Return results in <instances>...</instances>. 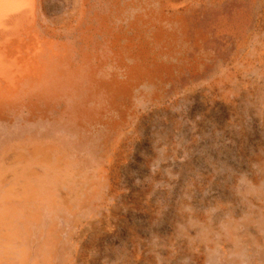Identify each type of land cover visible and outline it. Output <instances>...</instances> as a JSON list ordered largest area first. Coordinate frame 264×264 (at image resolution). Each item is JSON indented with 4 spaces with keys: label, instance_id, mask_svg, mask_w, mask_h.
Returning a JSON list of instances; mask_svg holds the SVG:
<instances>
[{
    "label": "rangeland",
    "instance_id": "374dc122",
    "mask_svg": "<svg viewBox=\"0 0 264 264\" xmlns=\"http://www.w3.org/2000/svg\"><path fill=\"white\" fill-rule=\"evenodd\" d=\"M97 9L107 28L92 38L110 52L93 73L95 114L0 120V141L49 135L74 153L69 171L19 166L0 182V213L27 221L2 219L0 264H264V0ZM30 193L69 205L46 212L48 239L24 216Z\"/></svg>",
    "mask_w": 264,
    "mask_h": 264
},
{
    "label": "bare ground",
    "instance_id": "6f19581e",
    "mask_svg": "<svg viewBox=\"0 0 264 264\" xmlns=\"http://www.w3.org/2000/svg\"><path fill=\"white\" fill-rule=\"evenodd\" d=\"M97 6L98 0H0V120L18 115L43 116L54 111L76 124V116L95 114L94 108L88 107L87 103L102 84L94 79L93 73L99 56L106 57L110 52L109 45L102 50L95 47L92 38L93 29L107 28L108 14L100 13ZM76 42L80 43L77 48ZM65 151L69 150L49 135L18 134L15 138L2 140L0 162L8 165L6 170L0 166V182H6L5 178L19 166L29 165L26 173L31 176L47 177L52 171H69L66 159L74 153ZM11 190L15 195L18 193L15 188ZM25 196L28 201L25 200L24 205L30 212L26 211L24 216L28 217L30 213L32 225H37L43 239H48L49 232L41 226L46 224V212H52V215L67 212L69 205H64L65 200L58 203L42 199V193ZM33 199L43 200L42 212H39L40 207L35 213L31 211ZM16 210L6 214H11L19 223H27L21 214L15 213ZM6 214L0 213V225ZM53 222L51 220L49 224ZM53 228L51 233L55 232ZM23 253L26 257V250Z\"/></svg>",
    "mask_w": 264,
    "mask_h": 264
}]
</instances>
